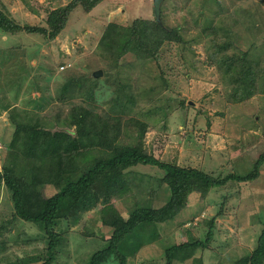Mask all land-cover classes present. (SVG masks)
<instances>
[{
    "label": "rangeland",
    "instance_id": "obj_1",
    "mask_svg": "<svg viewBox=\"0 0 264 264\" xmlns=\"http://www.w3.org/2000/svg\"><path fill=\"white\" fill-rule=\"evenodd\" d=\"M72 1L0 0V10L21 26L31 27L43 25L48 12ZM160 19L163 25L180 29L183 45L169 43L160 51L163 57L159 63L127 54L114 64L106 54L96 53L109 23L123 27L135 21L153 24V0H103L88 13L75 10L53 40L42 34L0 30V172L4 166L10 167L26 186L36 185L25 196L30 213L41 210V195L49 197L56 192L54 182L62 183L67 177L75 180L87 158L78 153L74 163L64 164L58 148L62 143L56 147L51 144L54 138H43L36 159L20 155L13 159L10 144L18 125L36 126L51 137L65 134L70 140L77 138L79 149H92L103 159L112 155V149L114 152L126 145L144 148L160 161L202 169L219 178L248 175L264 153V94L253 91V97L239 102L234 96L237 85H231L210 61V55L222 46H226L221 48L224 55L240 50L247 52L249 59L255 54L264 58V0H163ZM175 49L186 58L192 49L196 63L189 66ZM98 70L101 75L94 78L92 74ZM46 165L56 169L52 186L40 181ZM260 168L258 179L250 182L229 181L209 191L196 183L181 215L133 250L127 263L164 264L170 246L201 239L212 230L207 248L175 252L174 264H239L253 251L263 228L264 162ZM162 176L161 170L140 165L129 169L125 177L134 182L151 177L152 196L143 198L136 188L125 185L124 196L118 198L115 188L102 177L94 210L78 212L63 207L59 218H67L71 238L62 246L59 259L69 257V264H82L106 247L113 231L136 205L163 206L169 190L165 185L157 186V178ZM11 212L2 190L0 264H41L42 259H30L45 255L36 227L12 220ZM61 226L59 223V229ZM188 227L192 231L183 232ZM87 229H91L89 234ZM138 233L145 240L154 235L148 227ZM103 264H119V259L110 256Z\"/></svg>",
    "mask_w": 264,
    "mask_h": 264
},
{
    "label": "trees",
    "instance_id": "obj_2",
    "mask_svg": "<svg viewBox=\"0 0 264 264\" xmlns=\"http://www.w3.org/2000/svg\"><path fill=\"white\" fill-rule=\"evenodd\" d=\"M102 1L73 0L65 7H57L48 12L43 25L31 27L29 25L21 26L0 10V30L6 34H15L20 31L42 34L48 39L53 40L66 28L75 10L80 9L83 13H88ZM160 14L161 5L159 21L155 18L153 24L152 22L135 21L130 27H123L115 23H109L104 28L96 45L97 55L106 54L108 60L114 64L127 54H133L140 60L152 58L156 60V63H159L163 57V53L160 51L165 46L168 47V44L171 42L178 46L183 45L182 37L178 33L180 29L163 25ZM221 48H226V46L219 47L217 51L212 53L210 61L221 69L222 77L230 79L231 85H237L236 87L234 86L235 90H238V93L234 95L235 98L240 102L253 97L254 92L264 94V58L260 59L255 54L254 58L249 59L247 58V52L240 50L237 54L231 56L224 55L221 53ZM177 50L182 57L181 51L175 49V51ZM175 51L172 55H174ZM188 51L187 58L186 56L183 57L186 62H189V66H193L196 63L193 59L194 52L192 49ZM165 87L170 88L167 82H165ZM128 102L132 103L130 100ZM15 114L21 115L20 113ZM80 131L81 126L80 129H77L76 133ZM43 138L46 139L45 141L54 138L51 144L56 147V144L62 143L58 148L63 152L61 155L64 157V164L74 163V157L78 153L83 154L82 157H86L87 159L85 162L86 166L81 169L80 175L75 180L67 177L62 183L59 182L57 184L54 182L55 167L53 165L42 166L41 175H39L40 181L46 185L50 184V186L54 182L53 184L57 186V190L49 197L41 195V199L39 200L43 202L41 210L34 214L30 213L26 208V203L28 202L25 201V196L35 190L37 188L36 185L31 184L26 186L24 179L16 176L14 170L10 167L4 166L0 172V192L2 190L6 192L12 206L10 218L12 220H19L31 227L35 226L39 240L45 245L44 257L40 258L41 256H36L30 258L32 261L42 259L43 262L41 264H69V257H66L65 261L59 259L60 256H63L61 251L62 246L66 245L71 238L68 233L67 218L65 216L59 218L61 209L63 207L65 209L72 207L76 208L78 212L94 210L98 202L96 188L99 186V180L102 177L107 179V184L115 188L117 192L116 197L122 198L124 196V187L126 185L129 188L132 186L133 190L137 189V193L144 198V196L153 195L149 189L153 188L154 184L153 180L150 179L151 177L142 180L140 178L134 182L133 179L132 181L125 177L126 172L140 165L154 167L163 173L162 177L157 178V186L161 188L165 185L169 190V198L163 206L156 209L143 207L141 204L136 205L135 209L130 212L121 226L113 231L109 241H106V247L103 246L92 253L82 264H103L110 256L118 258L119 264H128L127 260L133 254V250L138 249L142 243L155 238L158 228L164 229L167 226L166 222L172 221L177 214L178 217L181 215L183 210L186 209L188 201H190V194L195 192L194 187L196 183H202L206 188L205 190L209 191L212 188H220L229 181L235 183L254 181L258 179L259 172L261 171L260 167L264 162V153H262L258 156L248 175L229 174L222 178L212 177L202 169L180 167L174 163L160 161L147 153L144 148L138 149L126 145L119 146L120 149L118 150V147H116L114 152L112 149V155L103 159L95 155L91 151L92 149H79L77 138H71L70 140L65 134L53 135L51 137L48 132H43L42 129L39 130L36 126L27 124L16 126L14 138L10 144L14 148V152L12 153L13 159L17 155L29 160L36 159L39 143L41 139L43 142ZM66 141L68 142L66 143ZM103 202H106V199ZM63 203L67 204L62 205ZM59 223H62L61 229H59ZM2 227V222H0V228ZM146 227L150 228L152 234H154L150 235V238L147 240L142 238L138 233L140 229H145ZM262 227L256 240L255 248L248 256L241 259V264H264V221H262ZM90 230L87 229L85 231L86 234H89ZM184 231H192V228H185L183 229ZM20 234L13 241H17ZM126 235H128L126 237L128 240L119 246V242ZM212 235V230H207L205 236L201 237V239L187 240L170 246L165 251L164 264H174L175 260L172 256L180 250L193 248V250L199 249L201 251L207 248ZM23 262L25 263L26 260Z\"/></svg>",
    "mask_w": 264,
    "mask_h": 264
},
{
    "label": "water",
    "instance_id": "obj_3",
    "mask_svg": "<svg viewBox=\"0 0 264 264\" xmlns=\"http://www.w3.org/2000/svg\"><path fill=\"white\" fill-rule=\"evenodd\" d=\"M163 0H153V9H154V14H155V18L157 21H159V10H160V5L162 3ZM99 75H101V71H95L92 76L98 77Z\"/></svg>",
    "mask_w": 264,
    "mask_h": 264
}]
</instances>
